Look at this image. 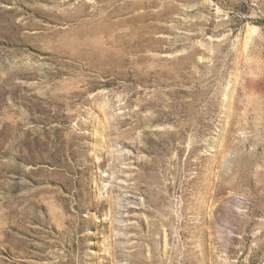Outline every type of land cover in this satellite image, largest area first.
I'll list each match as a JSON object with an SVG mask.
<instances>
[{
	"label": "rangeland",
	"instance_id": "374dc122",
	"mask_svg": "<svg viewBox=\"0 0 264 264\" xmlns=\"http://www.w3.org/2000/svg\"><path fill=\"white\" fill-rule=\"evenodd\" d=\"M0 264H264V0H0Z\"/></svg>",
	"mask_w": 264,
	"mask_h": 264
}]
</instances>
